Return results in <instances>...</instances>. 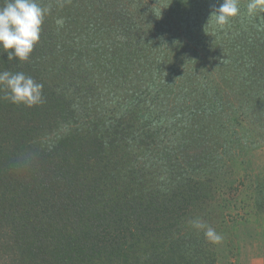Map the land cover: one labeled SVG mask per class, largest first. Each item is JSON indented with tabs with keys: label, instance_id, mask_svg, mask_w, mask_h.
<instances>
[{
	"label": "trees",
	"instance_id": "16d2710c",
	"mask_svg": "<svg viewBox=\"0 0 264 264\" xmlns=\"http://www.w3.org/2000/svg\"><path fill=\"white\" fill-rule=\"evenodd\" d=\"M232 93L263 138L264 0H0V264H234Z\"/></svg>",
	"mask_w": 264,
	"mask_h": 264
},
{
	"label": "rangeland",
	"instance_id": "374dc122",
	"mask_svg": "<svg viewBox=\"0 0 264 264\" xmlns=\"http://www.w3.org/2000/svg\"><path fill=\"white\" fill-rule=\"evenodd\" d=\"M231 95H235L231 97L234 112L230 115L229 121L228 118H223L222 137L232 139L235 137L233 132H236V135L241 134L244 138L243 147L246 146V149H233L230 146L227 153L220 152L222 182L218 188L223 190L225 187L223 191L225 194L220 197L217 207L211 206L210 221L216 231V248L220 262L264 264V213H259L253 206L250 192L252 176L257 173L264 176V131H262L263 138L255 140L257 133L261 131L253 130H258L254 127L256 122L253 123L256 111L253 109L254 103L247 106V109L243 108L241 113L238 109V100L243 103L242 101L247 97L241 93ZM237 113L240 115L239 119L231 121L238 115ZM222 137L215 136L220 140ZM223 242L231 248L225 255L218 252V244L223 245ZM221 256H224V259H221Z\"/></svg>",
	"mask_w": 264,
	"mask_h": 264
}]
</instances>
